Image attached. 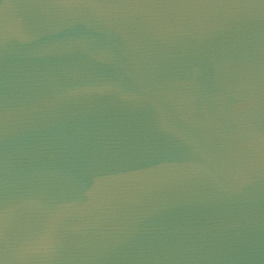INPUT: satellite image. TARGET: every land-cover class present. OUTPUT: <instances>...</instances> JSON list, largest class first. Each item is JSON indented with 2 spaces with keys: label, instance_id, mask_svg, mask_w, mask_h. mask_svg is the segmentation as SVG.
I'll return each instance as SVG.
<instances>
[{
  "label": "water",
  "instance_id": "obj_1",
  "mask_svg": "<svg viewBox=\"0 0 264 264\" xmlns=\"http://www.w3.org/2000/svg\"><path fill=\"white\" fill-rule=\"evenodd\" d=\"M0 264H264V0H0Z\"/></svg>",
  "mask_w": 264,
  "mask_h": 264
}]
</instances>
